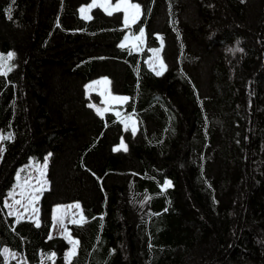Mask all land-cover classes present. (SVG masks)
<instances>
[{"label": "trees", "instance_id": "trees-1", "mask_svg": "<svg viewBox=\"0 0 264 264\" xmlns=\"http://www.w3.org/2000/svg\"><path fill=\"white\" fill-rule=\"evenodd\" d=\"M91 1L0 0V264H264V0H132L141 51L123 11L83 18ZM102 76L137 131L98 114ZM47 155L40 223L9 215L17 170ZM74 202L67 261L52 213Z\"/></svg>", "mask_w": 264, "mask_h": 264}, {"label": "rangeland", "instance_id": "rangeland-1", "mask_svg": "<svg viewBox=\"0 0 264 264\" xmlns=\"http://www.w3.org/2000/svg\"><path fill=\"white\" fill-rule=\"evenodd\" d=\"M117 3L121 4V10L124 12V24L127 29V33L123 42V46H131L135 50H142L145 44L146 34L144 29L138 31L134 30V24L138 21L142 14V7L138 3L132 0H92L90 3L81 6L80 14L85 19H90L92 8L100 7L104 11L107 8V13L117 11ZM103 5V6H102ZM125 5H138L139 14L137 15L136 9L128 7L125 10ZM84 11H81V10ZM128 17V23H125V16ZM143 32V36H141ZM163 45L159 48H155L151 51V57L148 59L150 68L156 73H163L166 70V64L162 57ZM12 53V52H9ZM2 56L4 59L0 60V66L7 60L8 54ZM9 61H7L10 67ZM3 71L7 72L4 68ZM87 92L90 98L93 95L99 96L101 104H97L93 101L91 103L97 109H100L102 114L106 112H113L120 117L125 127H130L134 131L139 128L138 117L134 114L122 115L121 105L126 104L130 96L115 94L111 88V80L107 76L94 79L87 85ZM123 98H127L126 100ZM125 142L122 140L119 146L116 148H125ZM48 162H50V155H47L45 160L39 163L31 160L29 163L22 165L17 170L15 176V182L11 189L8 191V195L5 198V207L9 215H13L17 218H27L40 223V202L42 194L46 188H49L50 183L48 180L47 169ZM19 201V203H17ZM77 205L79 207H77ZM82 205L80 202H74L72 204H57L53 208V226L51 230V236H62L70 242V247L66 252V259L70 261L78 249V239L72 235L69 224L73 222H80L83 217ZM7 250V251H6ZM3 254L7 262L11 259H18L19 254L5 247Z\"/></svg>", "mask_w": 264, "mask_h": 264}, {"label": "snow or ice", "instance_id": "snow-or-ice-1", "mask_svg": "<svg viewBox=\"0 0 264 264\" xmlns=\"http://www.w3.org/2000/svg\"><path fill=\"white\" fill-rule=\"evenodd\" d=\"M103 6V5H102ZM116 7V10L117 11H119V10H121V4L120 3H117V5L115 6ZM128 7H131V8H135L136 9V13H137V15L139 14V6L138 5H125V10L128 8ZM105 10L107 11V8H105ZM81 11H84L83 9L81 10ZM108 14L109 15H111L112 14V12L111 11H109L108 12ZM9 18H11V16H9ZM125 23L127 24L128 23V17H127V15L125 16ZM141 36H143V32H141ZM123 46V45H122ZM240 51H242V49H240ZM14 53H9L8 54V57H7V60L4 62V64L2 65V66H0V74H6V72L5 71H3V69L4 68H6L7 69V71H11V68L8 66V64H7V61H10L11 59H13L14 58ZM4 58L2 57V56H0V60H3ZM161 73H157V75H160ZM123 99H127V98H123ZM97 112H98V114H101L102 115V113L100 112V109H97ZM7 138H9V137H0V139H7ZM0 151H2V149H0ZM17 203H19V201H17ZM77 207H79L78 205H77ZM7 251V250H6Z\"/></svg>", "mask_w": 264, "mask_h": 264}]
</instances>
